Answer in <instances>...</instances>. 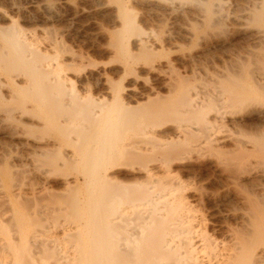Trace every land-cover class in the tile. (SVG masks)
Listing matches in <instances>:
<instances>
[{"label":"bare ground","instance_id":"bare-ground-1","mask_svg":"<svg viewBox=\"0 0 264 264\" xmlns=\"http://www.w3.org/2000/svg\"><path fill=\"white\" fill-rule=\"evenodd\" d=\"M90 2L111 22L96 24L95 36L116 69L75 79L79 88L71 74L82 55L67 61L54 44L40 47L0 9V131L32 140L28 152L45 157L35 158V172L58 180L68 197L63 206L39 204L44 193L26 191L17 164L1 153L0 264H264V0H250L242 32L260 46L253 67L230 63L203 91L197 74L212 44L226 40L228 0ZM154 20L170 27L147 39L142 23ZM198 38L197 51L175 55ZM243 112L254 116L255 137L219 133L245 126ZM225 147L238 164L228 172L225 160H209ZM187 162L257 185L253 196L236 193L238 227L208 233L185 201L186 185L170 178Z\"/></svg>","mask_w":264,"mask_h":264},{"label":"rangeland","instance_id":"rangeland-1","mask_svg":"<svg viewBox=\"0 0 264 264\" xmlns=\"http://www.w3.org/2000/svg\"><path fill=\"white\" fill-rule=\"evenodd\" d=\"M103 1L109 2L113 0ZM228 1L230 5L227 3L228 6H226V10L228 9L229 15L225 20L224 25L225 28L227 26V31H225V33H227L225 40L226 43L224 42V45H220V43L218 42L213 43L210 47V50L213 48L211 50L212 55H209V60L207 59V61H204V63L200 65L201 69L199 68L200 71H198L199 74H197V76H199V79L196 83L198 85V88L201 89V91H203L207 87H212V84L221 80V76L229 74L231 72L230 70L233 68L234 65H231L232 63H236L237 61L242 60L241 62H243L246 67L252 68L253 61L251 60L253 58V55H251V52L258 51L260 53L261 51L260 46H257V44H255L249 37L244 36L242 34L243 30L247 29L246 22L248 21L249 13L247 9L250 8V0ZM73 6H76L78 8V11H75L73 9ZM46 8L48 9L46 10ZM0 9L5 11L9 15V17H12V19H14L16 23L20 25L26 33L28 32V36L32 37L33 41L37 42L40 47H46L50 43L54 44L55 46H57L58 49L61 50V55L67 56V61H70L71 55H82V61L79 60V62H76V64L78 63L77 66H75V69H77L75 70L76 73L74 72L73 74H71L74 80L79 78L84 81L90 80L91 82H93L94 74H96L98 70L99 72H103L114 71L113 69H116L115 66L110 65V60L112 59V57L104 49V38L97 37V35L95 36L96 24L99 23L98 25L104 26V28H106L108 26L111 27V22L109 20L107 21V19L102 16V13L100 11H94L93 7L91 6L90 0H0ZM3 22L1 23L4 25H7L8 23L7 21ZM160 22L161 21L157 20L147 23L143 22L142 29L147 32V34H143V36L147 39H152L153 36L157 37L159 35L161 37L167 31L166 28L170 27V24H166V22H161L160 25ZM197 29L198 31H200L199 34H202L201 31H204L202 26ZM212 31L215 32V34H218L220 32V29L214 28ZM194 42L196 43V45ZM199 42V38L193 41L184 42L186 44L183 43L184 45H180L181 47H179L181 48V51L178 48L175 50L174 53H176L175 55L178 56L181 53L197 51V44ZM245 54H248V57ZM244 56L245 58L247 57L245 60ZM249 62H252V65ZM167 71L168 70H166L165 72ZM165 72L164 76L167 77L168 74L170 75V73L168 72V74L166 75ZM139 82L140 81H138L137 83L140 84ZM91 85L92 86H89L91 90H98L96 86L94 87L93 84ZM75 86L78 88L80 87V83L76 80ZM16 92L22 94L24 90L23 88H16ZM6 103L11 104L12 102L7 101ZM243 116L245 117V126H243L242 128H238L232 125H227L224 127H220V130L222 132L219 133L221 135L223 133V135H226L229 138H243L244 135L247 134L249 131V134L245 135V137H255L254 134L251 135L253 131L250 132L249 125L254 116L249 114L248 112H243ZM31 141L32 140L26 141V138L24 137L10 138L7 134L3 132V130H1L0 150L2 149L4 152L1 150L2 152L0 151V154L5 153V155L9 157L8 159H10V161L17 164L18 167L16 168L19 170V172H22L21 178H23V181L25 180L23 182L22 187L26 191L30 192L29 190L33 189L34 192L38 190L40 191V193H44L43 195L37 196V198L39 199V204H45L49 206H63L66 203L68 197L65 198L67 193L62 189L63 186L61 185V183H59L58 180H55L53 177L45 179L44 176L35 172L36 170H34V167H32L35 164L36 160L40 157H34L35 154L33 155L31 152H28L29 145L26 144ZM229 149L230 148L227 147L222 148L221 150L212 153V156L210 155L209 157V160L212 162H216L218 159H222L223 161L225 160V162L227 163V172L234 165L235 169H237V163H235V161L233 160L232 154L229 152ZM7 150L9 151L8 154ZM32 155L34 158L30 157ZM40 159H45V157L42 156V158ZM185 166L186 169L183 171L172 172L170 177L171 181H173L174 183H180L183 187L186 185V188L182 190L183 195L186 197V203L190 205L193 210H195L196 213H198V215L203 218L208 233L214 234L213 232H215L216 235L219 236L221 234L222 236L225 230L224 228H228V226H231L229 228H233L232 226L237 224V220H235L237 219L236 213H238L241 209L238 208L237 210L236 208H241L242 203L239 199H237L236 193L241 191L243 192L242 194L244 196H253L252 191H257V185L252 184L251 182H249L248 179H245L243 182L240 183L238 182L237 184V182L233 180V178L225 176L226 172L223 173L222 171H220L219 173V170L221 169H212L207 166L202 167V169L201 167H197V162H187L185 163ZM235 169L232 168L231 170ZM26 172L28 173L27 175L29 177L26 175ZM129 177L130 176H127L126 178L130 179ZM254 183H257V178L254 179ZM51 191L55 192V194L59 191L58 193H61L64 196H61V194H59L60 197L55 196V194L53 192L52 194ZM250 192L251 194H249ZM233 213L235 214V216ZM238 226L239 224H237V226L235 227ZM56 235L57 237H61V231H57Z\"/></svg>","mask_w":264,"mask_h":264}]
</instances>
